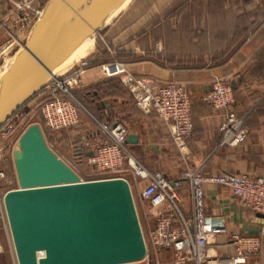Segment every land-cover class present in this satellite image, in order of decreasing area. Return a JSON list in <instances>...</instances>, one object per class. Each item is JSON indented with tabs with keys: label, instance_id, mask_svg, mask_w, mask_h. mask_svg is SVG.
Instances as JSON below:
<instances>
[{
	"label": "crops",
	"instance_id": "1",
	"mask_svg": "<svg viewBox=\"0 0 264 264\" xmlns=\"http://www.w3.org/2000/svg\"><path fill=\"white\" fill-rule=\"evenodd\" d=\"M15 1L18 0H0V62L18 49L8 45L9 32L16 31L15 41L24 44L30 29L18 13H10ZM140 1L131 0L100 31L115 55L101 53L88 63L118 59L132 74L145 77L151 85H183L192 100V130L185 137V148L180 153L168 126L154 114H144L133 106L139 118L126 122L119 114L134 103L131 104L124 85L123 89H117L111 83L112 78L107 77L102 89L94 92L91 99L101 123L124 124L128 134L137 137L136 143H125L128 152L149 172L160 171L171 181H176L184 170L198 166L205 174L228 172L264 177V0H159L158 5L153 4L158 0L149 4ZM160 11L161 21L156 17ZM160 26L164 30L162 40L155 33ZM5 69V63L0 64V75ZM91 71L92 68L86 71L88 81L93 80ZM216 76L228 79L233 90L232 108L245 119L247 137L235 147L219 146L220 125L226 112L201 100ZM101 123L96 125L94 119H84L79 111L78 124L69 128L76 130L75 147L82 149L85 158L107 139L100 131ZM87 140L92 143L85 147L83 143ZM125 174L131 175L129 172L121 175ZM140 188L136 186L135 191L142 210L141 228L146 231L153 226L154 218L147 202L139 197ZM175 188L180 196L179 209L190 219L189 186L182 184ZM204 210L207 217L225 228L212 244L216 252L232 255L231 236L238 233L259 240L257 250L241 264H264V217L239 204L231 191L220 185L205 186ZM0 234L1 237V224ZM4 243L0 242V264H14ZM149 256L157 264H172L169 249L151 251Z\"/></svg>",
	"mask_w": 264,
	"mask_h": 264
},
{
	"label": "water",
	"instance_id": "2",
	"mask_svg": "<svg viewBox=\"0 0 264 264\" xmlns=\"http://www.w3.org/2000/svg\"><path fill=\"white\" fill-rule=\"evenodd\" d=\"M130 1L46 2L22 50L0 75V125ZM136 141L128 134L125 143ZM12 161L17 187L5 192L3 202L17 264H125L146 257L126 179L82 180L48 146L38 123L21 133Z\"/></svg>",
	"mask_w": 264,
	"mask_h": 264
},
{
	"label": "built area",
	"instance_id": "3",
	"mask_svg": "<svg viewBox=\"0 0 264 264\" xmlns=\"http://www.w3.org/2000/svg\"><path fill=\"white\" fill-rule=\"evenodd\" d=\"M48 1L18 0L9 11L18 13L30 28ZM34 3L36 7L32 6ZM103 69L107 76H119L137 109L144 114H154L159 121L168 126L173 143L178 151L183 153L184 139L192 130V100L186 88L181 84L172 83L151 85L145 77L132 74L120 61L105 64ZM84 71L76 67L66 73L52 75L41 89L44 91L41 99L43 97L47 101L41 106L39 114L46 128L57 131L78 124L79 108L71 91L82 81ZM201 100L215 109L226 112V117L220 125L219 146L235 147L242 144L247 137L245 119L237 116L232 108L233 90L228 79L214 77L211 89L202 95ZM27 103L0 125V224L14 264L17 262L3 198L6 191L16 187L6 189L2 187L10 175L9 159H12L15 144L24 129L30 123H34L30 122L32 115L28 112L30 106L28 107ZM99 126L107 139L91 156L86 158L82 156L97 172L92 180L114 177L125 179L121 174L129 172L134 178V182L129 184L131 190L136 186L141 187L139 197L147 202L154 218L153 226L143 234L147 248L146 257L141 261L125 264H157L149 254L151 251L164 248L171 250L172 264H241L251 252L257 250L259 247L257 238L234 233L231 236L234 253L220 255L216 252L212 244L216 235L223 233L225 228L205 215L204 188L206 185L226 187L239 204L264 214V177H249L228 172L205 174L202 167L198 166L184 170L176 181H171L160 171L149 172L128 152L125 146L128 129L124 124L113 122ZM14 135H17L16 140L10 141ZM90 143L92 142L87 140L83 144L86 147ZM75 151L78 153L82 149L77 146ZM182 184H187L190 190V219H186L179 209L180 196L175 187Z\"/></svg>",
	"mask_w": 264,
	"mask_h": 264
},
{
	"label": "rangeland",
	"instance_id": "4",
	"mask_svg": "<svg viewBox=\"0 0 264 264\" xmlns=\"http://www.w3.org/2000/svg\"><path fill=\"white\" fill-rule=\"evenodd\" d=\"M138 1V0H137ZM152 0H142L140 1V3L143 4H149ZM161 1H153V4L158 5ZM158 15V16H157ZM156 17H158L157 19H159L160 21L162 20V12L160 11L159 13H156ZM101 31V30H100ZM100 31H98L95 35L94 38V52L92 53V57L89 59L94 58L96 55L99 54H108V55H115V51L113 50V48L107 43L106 39L103 38L100 34ZM10 33V38H9V46L12 47L13 49L15 48H19V45H22L20 43H18L17 41H15L14 37L15 34L17 35V32H9ZM156 38H158L159 40H162V36L164 34V30L162 28V26H160L157 30H156ZM14 34V36H13ZM20 36V35H18ZM15 41V45L13 46L12 43ZM17 42V43H16ZM101 54V55H102ZM12 58H14L15 54H12ZM84 60V61H80V62H74L72 64H68L66 65L65 69L60 71L59 74H63L66 73L76 67H80L81 69L85 70L84 73H82V81L72 89L71 94L72 96L75 98L76 100V105L79 108V111L81 113V115L84 116V119H94L96 122V125L98 124V122L101 123V117H99L97 111L95 110V107L93 106V103L91 102V99L93 98V92L94 91H99L102 89V85L104 84V80L107 78H112L111 83L117 88V89H123L121 84V81L119 79H117L119 76L118 75H114V76H107L108 74L105 73L103 66L105 64H108L112 61H120L118 59L112 60V61H105V59L103 60H96L95 64L91 65L92 63H88V60ZM8 60V59H7ZM12 59H10L11 61ZM10 61H1L0 64H4L5 63V67L7 65V62L10 63ZM123 62V61H120ZM79 63V64H78ZM94 63V62H93ZM124 63V62H123ZM125 64V63H124ZM126 65V64H125ZM68 66V67H67ZM92 68V81H88V74H87V70ZM127 68V66H126ZM128 69V68H127ZM89 72V73H91ZM99 76V77H98ZM101 76V77H100ZM107 77V78H106ZM86 79V80H85ZM95 79V80H94ZM49 81V80H48ZM124 91V90H123ZM44 91H40L39 93L35 94L34 97H32V99H30V101H28L27 106L29 107V113L32 115V119L30 120V122H34V123H38L43 131L44 134V138L46 140V143L48 144V146L62 159L64 160V162H66L78 175L82 180H92V178H94V174H96L97 172L93 170V168L87 163V160L84 157H78L75 154H72V150L74 149L75 151V144L76 143V136H74V133H76V130L73 129H62V130H57V131H53L50 130L48 128H46L44 126V124L41 121L40 118V114H35V105L38 103L39 99H41V95ZM43 99V97H42ZM132 99V98H131ZM133 101V100H132ZM131 101V102H132ZM130 102V103H131ZM134 102H132L131 104H133ZM134 105H129L128 108L124 111H122V113H120L119 115H121L120 117H122L123 120H125L126 122H129V120L131 119H137L139 118V115L137 113V110L135 109ZM119 117V118H120ZM121 119V118H120ZM32 124V123H30ZM102 124V123H101ZM22 131V130H21ZM17 135L12 136V138L10 139V141H14L16 140ZM9 163H10V169H9V176H8V180L7 182L3 185V189H6L8 187H17V179H16V175H15V170H14V165H13V161L10 158L9 159ZM124 177L126 178V180H128L130 183L133 182L132 175H127L125 174ZM132 193H133V198H134V202H135V207L137 210V214H138V218L141 224V219H142V210L140 208L139 205V198L138 195L135 191V189L132 188ZM2 230V229H1ZM143 234H145V229H142ZM1 235V234H0ZM0 242L4 243L5 245L8 246L4 231L2 230V236L0 237Z\"/></svg>",
	"mask_w": 264,
	"mask_h": 264
},
{
	"label": "bare ground",
	"instance_id": "5",
	"mask_svg": "<svg viewBox=\"0 0 264 264\" xmlns=\"http://www.w3.org/2000/svg\"><path fill=\"white\" fill-rule=\"evenodd\" d=\"M94 41L92 42H88V43H86V44H84L80 49H78L70 58H69V60L61 67V68H59V69H57L55 72H54V74L53 75H57V74H59V72L60 71H62V70H64L66 67V65H70V64H72V63H74V62H82V61H84V60H87V59H89V58H91L93 55H92V53L94 52ZM22 50V45L14 52V54H15V56H14V58H12L13 56L11 55L10 57H9V59L8 60H6V61H10V59H12L11 61H10V63L9 62H7V65H6V69H8V67L12 64V62L14 61V59L16 58V56L20 53V51ZM79 64V63H78ZM68 67V66H67ZM5 69V70H6ZM4 70V71H5ZM4 71H2V72H4ZM92 73V72H91ZM94 73V72H93ZM99 77V76H98ZM101 77V76H100ZM92 78V77H91ZM86 80V79H85ZM95 80V79H94Z\"/></svg>",
	"mask_w": 264,
	"mask_h": 264
},
{
	"label": "trees",
	"instance_id": "6",
	"mask_svg": "<svg viewBox=\"0 0 264 264\" xmlns=\"http://www.w3.org/2000/svg\"><path fill=\"white\" fill-rule=\"evenodd\" d=\"M94 92H97V91H94ZM94 92H93V93H94ZM46 101H47L46 98L40 99V100L38 101V103L35 105V111H36L35 114H37V113L39 114V111H40L41 106H42L43 103H45ZM75 155L78 156V157H82V156L84 155V152H83V151H80V152H78V153H75Z\"/></svg>",
	"mask_w": 264,
	"mask_h": 264
}]
</instances>
